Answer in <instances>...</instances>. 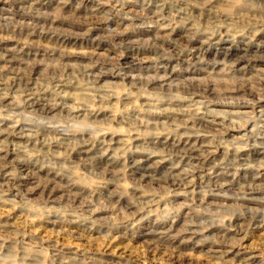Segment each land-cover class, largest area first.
<instances>
[{"label": "rangeland", "instance_id": "1", "mask_svg": "<svg viewBox=\"0 0 264 264\" xmlns=\"http://www.w3.org/2000/svg\"><path fill=\"white\" fill-rule=\"evenodd\" d=\"M0 264H264V0H0Z\"/></svg>", "mask_w": 264, "mask_h": 264}, {"label": "bare ground", "instance_id": "2", "mask_svg": "<svg viewBox=\"0 0 264 264\" xmlns=\"http://www.w3.org/2000/svg\"><path fill=\"white\" fill-rule=\"evenodd\" d=\"M29 85V84H28ZM4 86V85H3ZM29 87V86H28ZM82 147V146H81ZM99 162V161H98ZM20 184V183H19ZM22 184V183H21ZM55 186V185H54ZM33 189V188H32ZM31 191V190H30ZM30 193V192H29ZM249 246V245H248Z\"/></svg>", "mask_w": 264, "mask_h": 264}]
</instances>
